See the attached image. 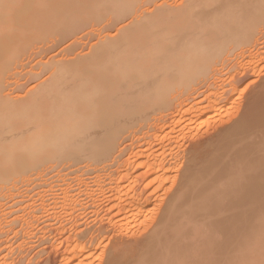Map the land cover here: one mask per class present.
Returning <instances> with one entry per match:
<instances>
[{
    "label": "rangeland",
    "instance_id": "1",
    "mask_svg": "<svg viewBox=\"0 0 264 264\" xmlns=\"http://www.w3.org/2000/svg\"><path fill=\"white\" fill-rule=\"evenodd\" d=\"M71 75L118 127L20 162ZM82 263L264 264V0H0V264Z\"/></svg>",
    "mask_w": 264,
    "mask_h": 264
},
{
    "label": "bare ground",
    "instance_id": "2",
    "mask_svg": "<svg viewBox=\"0 0 264 264\" xmlns=\"http://www.w3.org/2000/svg\"><path fill=\"white\" fill-rule=\"evenodd\" d=\"M95 64L98 65V66H100L102 64V62L101 61L100 62L99 61H95ZM67 69H69V70H66L67 72H70L71 74H76V73H79L80 71L84 70L85 68H80V69H77V70H74L73 69V71L70 70V68H67ZM76 76H78V75L68 76L64 81H60L59 83H58V80L56 79L51 86L45 87L43 89L42 94L39 96L40 97L39 98V101H37L36 103H34L33 105H31L29 107L26 106L27 108L22 110V114H25V112L28 113L32 108L34 109V107H38V105H39V108L40 109L37 111L38 116H34L33 119H32L36 123L35 124V128L37 129V131L35 132L34 137H32L29 140V142L33 143V144H31L33 147H38V149L40 148L39 150L40 151L41 150L44 151V153L42 151L41 152L40 151L39 152L37 151V153L27 154L26 157L24 155V158H22L20 156V157H18V158H21L20 162H26V160L32 158V160L30 161L29 165L33 167V164L36 163L34 161H36L40 157H42L41 153L43 154V157H44V154L45 153H48V150L50 149V146H51L52 149H54L53 147H55L56 149H54V151H51V152H54V153H51L50 150H49L50 153L48 155L45 154L47 156H49V155L52 154V157L49 156V158H53V156H56L57 155V157H59L61 159H65L63 157H65V155L69 154L67 156H69V157L71 156V159H73V160H76V158H79L77 160L80 161V159L82 160V158H83V160H84L86 158L85 159V161H86V160H88L90 158L91 159H95V151L98 150V149H95V146L98 148V146L100 147V145H102V146H104V145L106 146L107 145V143H106L107 142V133L108 132L110 133V132L114 131L118 127V125H119L120 121L122 120V118L120 116L119 117L118 116H115V118H113V122H112V120H110V118H108V116L109 117H110V115L113 116V111L112 110H108L107 111V110H103V109H101L103 112L100 109H98L99 110L98 111L99 113L97 112L99 114L98 117H100V115L101 116L104 115V119H103V117H101L103 120H101L100 122L97 121L95 123V119L96 120L98 119V117L96 116L97 113H95L97 110H95L93 112V115L91 113V110H90V113L91 114L90 113H87L89 115H86L85 117H84V115H81L82 112L80 111V109H78V104H79L78 97H84V95H83L84 93H82V92H84V89L82 88V86H83V83L82 82H80V81L72 82V79L75 78ZM80 88H81V91L79 90ZM73 93H74L75 96H78L77 99H73L72 98L74 96V95L72 96ZM60 97H62V98H60ZM87 102H92V101H87ZM87 102H85V103H87ZM42 103L43 104L46 103L48 106L46 107V104H45V107H44V105H42ZM85 103H83V105H85ZM87 104L89 105L91 103H87ZM91 105H92V107H91V109H92L93 108V105L95 106V102L93 104H91ZM94 109H95V107L92 110H94ZM115 115H119V113L117 112V113H115ZM101 118H99L98 120H100ZM43 121H48V123H44ZM52 121H54L55 123L52 124L51 123ZM54 127H56V128L59 127L58 128L59 130L57 131V129H55ZM60 127L62 129H64V130H62ZM82 127H83V130H82ZM60 129H61L62 132L60 131ZM83 133H84L85 136H86V134H88V139L86 138L87 136L85 137V136L82 135ZM80 134L84 138H82V136H80ZM64 135H65V137L63 139H60L61 140L60 141L58 137H60V136L62 137ZM66 135L69 138H67ZM65 138H66V141H64ZM81 138L84 139V140H82ZM67 139L68 140L70 139V140L67 141ZM97 143H99V144L97 145ZM46 144H50V146L49 145L48 146H45ZM69 146L72 147L75 150H72L71 148H69ZM64 147H65V149H64ZM43 148H44V150H43ZM60 148H62V150ZM102 148L104 149V147H102ZM57 149H58L59 152L57 151ZM68 149H71L72 152L70 150H68ZM55 150L57 151L58 154H55V152H56ZM105 150H106V148H105ZM62 151H63V153H65V155H62L63 154ZM69 151H70V153H68ZM39 153L41 155L40 157L38 155ZM60 156H62V157H60ZM43 157H42V160H43ZM46 157L43 160V162H45V160H47V159L49 161V158H46ZM162 160L160 159L159 161H162ZM156 161H158V160H156ZM166 161H165V164H166ZM153 164L156 165L155 163H153ZM153 164L150 165L151 167H149V169L152 168V165ZM159 164H160V162H159ZM159 164L157 165V167H159ZM165 164H164V166H166ZM161 166L163 168V165H161ZM153 168L155 169L156 166L153 167ZM154 169H153V172H154ZM160 169H161V167H160ZM165 169L163 170V172H165ZM150 170H149V174L152 172V171L150 172ZM166 170H169V169H166ZM157 171L159 172V168H157ZM157 171H156V173H158ZM96 190H97V188H96ZM101 191H102V189H101ZM101 191L99 190L98 192L99 193H102ZM64 192H66V191H64ZM85 192H87V191H85ZM90 192H87V193H90ZM94 192L92 193L93 196L95 194ZM83 193H84V191H83ZM80 194H81V192H80ZM90 195H88V196H90ZM79 199H80V197H79ZM78 201H80V200H78ZM78 201H76V202H78ZM80 202H79V204H80ZM132 203H133V201H132ZM136 203H138V199H137V202ZM71 213H72V211H71ZM79 223H80V221H79ZM76 240L78 241V239H76ZM80 240L82 241V239H80ZM72 251H73L72 253H74V250H72ZM88 254H89V252H88ZM69 255H72V254L69 253ZM86 255H87V253H86ZM73 257H74V259L76 258V256H73ZM89 257H85V258L87 259Z\"/></svg>",
    "mask_w": 264,
    "mask_h": 264
}]
</instances>
